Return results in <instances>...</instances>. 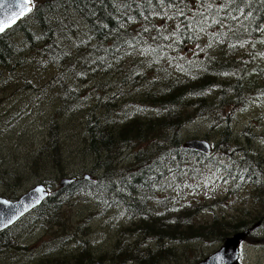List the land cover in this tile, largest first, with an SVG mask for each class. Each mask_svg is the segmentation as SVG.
I'll return each mask as SVG.
<instances>
[{
    "label": "trees",
    "instance_id": "16d2710c",
    "mask_svg": "<svg viewBox=\"0 0 264 264\" xmlns=\"http://www.w3.org/2000/svg\"><path fill=\"white\" fill-rule=\"evenodd\" d=\"M17 36L23 37V43H15ZM262 40L264 0H46L33 3L31 13L0 36V87L13 85L17 80L14 73H22L23 89L43 90L47 94L54 92L60 104L50 122L52 130L48 146L53 150L58 145L61 119L67 114L79 115L93 94L102 90L96 99V107L86 109L81 115L83 129L76 133L79 138H84L81 153L101 157L94 169L103 170L97 178L100 198L112 196L122 207L133 204L142 211L144 208L137 204L146 187L154 190L152 183L165 181L173 174L175 180L180 181L202 176L203 168L212 167L207 164L209 161L212 164V156L219 152H224V168L217 173L226 174L233 184L240 182L239 188L243 189L239 193L247 188L250 192L253 188L257 193L264 188V161L243 152L238 148V141L230 143L233 124L228 121L230 117L223 120L222 116L225 109L238 105H246L241 113L244 112L253 101L249 97L257 91L260 92L258 96L264 98L262 67L255 60L251 65L250 57L239 56L242 50ZM201 42L207 46L205 58L195 55L197 65H180L181 73H172L170 68L176 66L177 61L187 63L186 55ZM23 51L27 54L21 55ZM138 53L142 59L136 62ZM130 57H135L127 69H131L130 73L122 76L124 60ZM138 64L146 71H142ZM49 69L55 72L42 83ZM112 72L114 74L106 79H93L95 74ZM136 73L139 75L135 78ZM154 84L161 85L156 89L152 87ZM76 85L93 87L94 92L78 89ZM126 88H130L126 101L129 109L112 111L119 105H116L117 98L111 91L124 92ZM139 112L145 113L144 118L133 116ZM111 113L115 116L112 117ZM200 117H207L214 130L221 128L218 136L212 137L217 141L211 155L182 147L185 141H181L180 131ZM244 135L248 139L254 136L252 132ZM133 146L137 150L132 154L141 160L135 165L128 160L125 173L115 174V163H121L124 152ZM231 146L237 150H230L232 155L242 152V157L235 163L229 159ZM77 147H69L68 154L55 150L49 155L37 156L33 165L41 162L44 167L61 168L69 153L72 154ZM243 159H246L243 163L245 170L240 166ZM106 178L115 181L116 189L102 187ZM3 179L1 174L0 182ZM80 184L79 180V184L77 181L75 185L49 195L29 215L37 214L42 225L51 223L54 218L47 217L48 210L42 207L57 206V195H61L59 198H67L69 193L83 195L84 191L77 189ZM185 213L191 218L194 214L192 210ZM186 216L182 217L184 224ZM227 224H234V221L228 219ZM239 224L233 227L236 229L226 231L214 223L206 228L208 231L196 228L187 237L168 238L179 240L178 244L208 240L214 244L215 240L223 242L240 230ZM133 226L131 235L142 227L144 236L168 240L161 235L165 228L160 229V221L150 226L143 220ZM181 230L187 232L188 227ZM227 232H231L230 235ZM6 233L0 234V242ZM69 234L70 230L62 229V237ZM72 234L75 237L78 233L74 231ZM82 246L85 248V243ZM0 248L6 246L0 244ZM132 253L140 255L139 246L133 248ZM68 257L74 262L77 260L75 254ZM151 257L160 258V262L165 260V256L156 252L147 257L148 264L152 263L149 261Z\"/></svg>",
    "mask_w": 264,
    "mask_h": 264
},
{
    "label": "rangeland",
    "instance_id": "374dc122",
    "mask_svg": "<svg viewBox=\"0 0 264 264\" xmlns=\"http://www.w3.org/2000/svg\"><path fill=\"white\" fill-rule=\"evenodd\" d=\"M45 1L33 0V3ZM73 20L78 22L76 18ZM14 41L19 45L23 43V37L17 36ZM68 53L74 59L72 51L69 50ZM24 54L27 52L21 53V55ZM198 54L202 58H205L207 54V46L202 42L196 43V48H192L191 53L186 55L187 63L177 61L176 66L170 68V71L180 74L181 70L178 68L180 65L189 67L197 65L198 58L194 56ZM239 56L250 57L251 65L255 60L264 73V40L257 41L242 50ZM136 58V62H139L142 59L141 54L138 53ZM134 60L135 57L124 60L122 76L130 73L131 69H127ZM138 65L142 71H146V68ZM25 72L28 73V70ZM53 72L55 71L49 69L42 83L52 76ZM113 74L114 72L98 73L93 75V79H106ZM138 75L136 73L133 76L136 78ZM14 77L17 80L13 85L0 87V175H4L3 181L0 182V197L8 200L18 199L35 185H48L50 186L49 195H55L60 190V179L70 177L75 178L78 184L79 180L81 181L82 184L77 189L84 191V194L72 196L69 193L67 198H59L61 195H57L56 202L59 200L57 206L48 209L42 207L43 210H48L47 217L54 218L49 224H40L38 215L31 214L10 228L0 242L1 245L6 246V248H0V264H148L147 257L156 252L165 256V260L160 262V258L156 260V257H151L150 264H199L215 254L224 245V241L215 240L214 244L209 243V240L178 244L179 240H170L168 237H187L192 233L191 230L196 228L208 231L209 229L206 228L214 223H218L220 228L226 231L228 228L236 229L233 227L241 223L240 230L232 235H230L231 232H227L226 234L230 237H226L225 240L247 232V235L243 237L244 242L241 244V241L237 247V257L240 252L246 264H264V188L262 192L255 193L253 188L250 192L247 188L239 193L243 189V187L239 188L240 182L233 184L226 174L217 173L224 168L222 163L224 152L212 156V164L210 161L207 164L212 167H204L202 176L180 181L175 180L173 174L165 181L156 180L152 183L154 190L146 187L137 204L144 208L142 211L137 210L133 204L122 207L112 196L99 197L100 188L97 178L103 174V170L94 171V169L101 157H88L81 153L80 145L85 146L82 143L84 138H79L76 134L83 129L81 115L86 113V109L91 110L96 107V99L102 90L98 94H93L92 100L85 103L86 107L79 112V115L67 114L59 123V141L55 150L68 154L69 147L77 145L79 147L75 148L72 154L69 153L65 165L61 168H51L42 166L40 162L34 166L33 162L37 156L49 155L55 151L48 146V141L52 130L50 129L51 118L54 111L58 110L57 106L60 102L54 92L47 94L43 90L23 89L22 73H14ZM160 85L154 84L152 87L159 89ZM76 86L86 92H94L93 87ZM129 90L130 88H126L124 92L111 91L117 98L116 105H119L118 109L112 108V111L121 112L129 109L126 103L130 96L127 93ZM259 93L257 91L251 94L249 99L253 101L244 112L241 113L246 105L228 108L224 110L222 119L230 117L228 121L233 124L230 143L238 141V148L243 152L248 153L253 159L258 156L261 161H264V98L258 96ZM111 116L115 115L111 113ZM133 116L140 119L144 118L145 113L139 112ZM75 118L78 120L74 121ZM69 124L71 125L68 129ZM220 130L219 127L216 130L211 128L207 117H200L180 131V138L182 142L205 139L214 147L217 140H213L212 137L218 136ZM246 132H252L254 136L248 139L244 135ZM136 150L137 147L133 146L131 150L124 152L121 163L119 161L115 163V170H117L115 174L125 173L128 160L132 165L141 160L132 154ZM147 150L150 151L151 148ZM230 150L234 152L236 149L231 146L228 151L231 155L229 159L235 163L242 157V152L232 155ZM126 156L127 159L123 158ZM245 162L246 159L241 160V168ZM84 176L89 179L82 180ZM43 180L44 183L41 184ZM76 182L73 184L75 185ZM104 186L116 189L115 181L109 178L105 179L102 184V187ZM103 193L107 192L103 191ZM124 197L128 200L126 194ZM189 210L194 212L192 218L186 216L185 212ZM183 215L186 216L185 224L182 220ZM228 219H232L234 224H227ZM143 220L150 226H154L157 221L162 222L160 229L165 228V231L161 235L168 240H154L146 237L142 227L137 228V233L131 235L133 225ZM63 224L64 227H62ZM177 224L179 226L174 228ZM185 226L188 227L187 232L181 230ZM248 226L251 233H248ZM62 229L70 230L71 234L62 237ZM74 231L78 233L75 237L72 234ZM83 243L86 245L85 248L82 246ZM70 244H72L71 248H65ZM138 246L141 254L135 255L132 249ZM168 252L170 254H167ZM74 254L77 258L76 262L68 257Z\"/></svg>",
    "mask_w": 264,
    "mask_h": 264
},
{
    "label": "water",
    "instance_id": "95a60500",
    "mask_svg": "<svg viewBox=\"0 0 264 264\" xmlns=\"http://www.w3.org/2000/svg\"><path fill=\"white\" fill-rule=\"evenodd\" d=\"M20 3L21 0H0V23L9 20L13 13L19 12ZM28 14L29 12L16 19L14 23H11L10 26L5 28V31L0 32V35H2L8 29H11ZM184 147L206 154L211 152L209 144L201 140L187 141L184 144ZM74 181L75 179H62L60 182V187H66L67 185L72 184ZM47 196V191L41 185H37L14 202H9L6 199L0 198V231L10 227L25 214L40 206ZM246 235L247 232L242 233L233 239H227L224 243V246L219 251L208 257L200 264H236L237 247L239 243L243 241V237Z\"/></svg>",
    "mask_w": 264,
    "mask_h": 264
},
{
    "label": "snow or ice",
    "instance_id": "6c2138e0",
    "mask_svg": "<svg viewBox=\"0 0 264 264\" xmlns=\"http://www.w3.org/2000/svg\"><path fill=\"white\" fill-rule=\"evenodd\" d=\"M32 6H33V0H21V3L19 5L20 11L13 13V15L9 20L0 23V32L5 31V28L10 26L11 23H14L16 19L22 17L27 12H30L32 10Z\"/></svg>",
    "mask_w": 264,
    "mask_h": 264
},
{
    "label": "flooded vegetation",
    "instance_id": "af4514ba",
    "mask_svg": "<svg viewBox=\"0 0 264 264\" xmlns=\"http://www.w3.org/2000/svg\"><path fill=\"white\" fill-rule=\"evenodd\" d=\"M250 228V227H249ZM256 228V227H255ZM255 228H254V230H255ZM251 232V230H249V233ZM244 242V241H243ZM242 242V243H243ZM241 243V244H242ZM237 264H246V262H245V260L243 259V256H242V254L239 252V254H238V257H237Z\"/></svg>",
    "mask_w": 264,
    "mask_h": 264
},
{
    "label": "bare ground",
    "instance_id": "6f19581e",
    "mask_svg": "<svg viewBox=\"0 0 264 264\" xmlns=\"http://www.w3.org/2000/svg\"><path fill=\"white\" fill-rule=\"evenodd\" d=\"M133 207V206H132Z\"/></svg>",
    "mask_w": 264,
    "mask_h": 264
}]
</instances>
